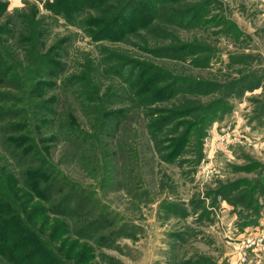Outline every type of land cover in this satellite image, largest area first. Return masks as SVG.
Returning <instances> with one entry per match:
<instances>
[{"label": "rangeland", "instance_id": "1", "mask_svg": "<svg viewBox=\"0 0 264 264\" xmlns=\"http://www.w3.org/2000/svg\"><path fill=\"white\" fill-rule=\"evenodd\" d=\"M164 1L137 0L131 11L154 5L152 19L112 40L65 20L48 6L54 0H0V44L13 58L23 60L19 33L29 3L38 8L42 52L62 42L50 54L61 68L43 96H57L47 115L53 121L39 136L56 135L48 143L54 167L92 196L83 219L104 217L98 235H71L60 253L77 242L69 264H264V0ZM123 58L156 74L151 91L162 88L168 99L131 97L113 69ZM76 88H96L99 102L85 105ZM14 90L0 85L21 95ZM109 108L125 117L118 127L101 122L96 136L99 109ZM69 111L93 139L67 138ZM181 114L177 126L156 131L157 140L167 129L172 140L184 133L179 150L155 145L152 116ZM6 133L0 127V163L20 176L32 161L12 150Z\"/></svg>", "mask_w": 264, "mask_h": 264}, {"label": "trees", "instance_id": "2", "mask_svg": "<svg viewBox=\"0 0 264 264\" xmlns=\"http://www.w3.org/2000/svg\"><path fill=\"white\" fill-rule=\"evenodd\" d=\"M136 2L137 0H54L48 6L73 25L95 28L89 34L92 38L107 37L114 40L123 38L127 32H134L135 28L146 25L152 19L154 5H151L147 13L141 10L139 14V11H131L135 9ZM28 5L32 12L29 20H25L27 17L24 13L21 14L25 24L19 33V41L25 49L23 60L13 58L9 45L0 44V85L15 89L14 92L21 94L18 96L13 92L0 91V121L3 122L0 127L8 132L4 139L12 150L32 161L20 172V176L0 163V264H69L67 260L72 258L71 250L77 246V242H73L65 250L67 255L63 257L60 251L64 250L67 237L72 235L79 240L93 239L105 228L102 224L104 217L100 212L91 220L83 219L92 196L86 190L80 189L79 185L75 186L77 183L68 177L60 175L54 167L49 157L48 143L55 141L56 135L39 136L42 127L53 121L48 120L47 115L54 113L51 104L57 100V96L51 95L47 99L43 96L46 88L55 84L57 69L61 68V62L50 54L62 42L55 43L48 54L42 52L45 45L42 41L43 30L39 29L41 21L36 18L39 16L38 8L35 4ZM85 10L89 12L83 14ZM78 17L83 19L77 21ZM128 61L130 59L123 58L113 69L117 75L128 80L131 97L141 98L149 104L168 99L169 94L167 97L163 96L165 92L162 94V88L151 91L152 85L157 82L156 74L145 70L146 67L143 68L139 63L129 62L132 65L130 66L126 63ZM72 78L78 82L86 81V85L91 86L88 77L73 75ZM170 89L168 88L170 93H175V88ZM74 91L84 96L81 101L85 105L100 100L96 88H91V91L89 88H76ZM99 111L95 120L96 136L103 128L101 122H110L111 127H118L121 119L125 117L123 109L109 108ZM167 112L173 114L175 111L171 109ZM183 115L186 114L173 118L152 116L148 128L155 145L168 141L169 145L172 142V151L179 150L186 140L184 133L174 138L173 142L168 136L171 133L168 129L162 138L166 140H157L156 131L163 126H177L175 119ZM66 116L69 140L77 135L84 141L93 139V135L90 136L80 128L77 118L70 111ZM155 148L158 150L156 146ZM70 225L74 226L73 231ZM99 239L104 241L106 235H100ZM53 241L61 242L53 244ZM74 263L79 262L75 259Z\"/></svg>", "mask_w": 264, "mask_h": 264}, {"label": "built area", "instance_id": "3", "mask_svg": "<svg viewBox=\"0 0 264 264\" xmlns=\"http://www.w3.org/2000/svg\"><path fill=\"white\" fill-rule=\"evenodd\" d=\"M248 241L251 242L250 239Z\"/></svg>", "mask_w": 264, "mask_h": 264}]
</instances>
